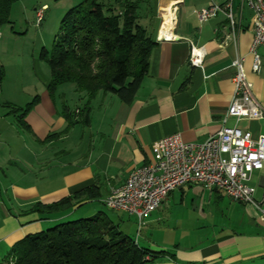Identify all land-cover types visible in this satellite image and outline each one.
Segmentation results:
<instances>
[{"label": "crops", "instance_id": "1", "mask_svg": "<svg viewBox=\"0 0 264 264\" xmlns=\"http://www.w3.org/2000/svg\"><path fill=\"white\" fill-rule=\"evenodd\" d=\"M213 3L222 9L202 22L199 11ZM225 3L150 0L141 20L156 41L148 74L131 103L116 94L99 92L89 103L90 124L79 122L69 128L63 108L77 113L88 97L72 83L59 86L51 94V70H42L40 62L32 58L43 82L32 72L33 78L25 86L31 89L26 102L13 98V92L0 99L3 107L6 103L24 107L39 96L25 118L30 130L14 116L18 128L28 135L20 129L18 140L7 145L3 138L6 132L0 129V142L6 143L0 147V189L7 193L0 197V254L29 234L105 211L104 200L114 189L136 168L157 161L162 138L180 133L185 142L202 143L216 133L235 92L234 60H242L254 93L264 106V45L259 47L263 59L259 72L253 69L251 53L254 10L247 0H234L232 25ZM174 7L178 8L177 39L161 41L158 36L163 17ZM0 31V62L8 72L7 39L16 41L19 32L14 25L11 35L4 26ZM193 46L205 49L201 68L190 62ZM8 75L2 95L4 89L14 87L7 82ZM7 116L8 111L0 112L1 121L7 122ZM228 123L252 131L255 138L264 135V117L240 121L230 117ZM253 184L260 208L235 201L221 189L189 184L172 191L141 225L137 217L124 211L114 210L110 217L118 228L136 231L135 240L141 247L159 254L146 264H264V168L254 174ZM95 185L100 187L99 198L52 214L30 211L37 202L53 203ZM179 208L187 214L173 218Z\"/></svg>", "mask_w": 264, "mask_h": 264}, {"label": "trees", "instance_id": "2", "mask_svg": "<svg viewBox=\"0 0 264 264\" xmlns=\"http://www.w3.org/2000/svg\"><path fill=\"white\" fill-rule=\"evenodd\" d=\"M19 0H0V28L12 24V8ZM150 0H81L67 10L51 50L40 53L51 70L48 89L75 84L88 102L76 112L63 108L69 128L90 124V101L103 91L131 103L149 71L156 41L141 20ZM6 79L0 62V93ZM36 96L24 107L6 103L8 114L30 130L25 118L38 103ZM101 196L95 185L53 203L37 202L31 212L52 214L70 209L84 200ZM158 253L141 247L135 238L119 230L106 211L91 217L62 222L29 234L12 248L10 262L0 264H146Z\"/></svg>", "mask_w": 264, "mask_h": 264}, {"label": "built area", "instance_id": "3", "mask_svg": "<svg viewBox=\"0 0 264 264\" xmlns=\"http://www.w3.org/2000/svg\"><path fill=\"white\" fill-rule=\"evenodd\" d=\"M254 10V36L251 53L253 69L261 71L263 59L259 47L264 45V0H247ZM234 0L224 5L234 25ZM47 5L41 7L37 23L44 19ZM219 4H211L199 11L202 22L217 16ZM178 8H171L163 17L159 40H176L174 33ZM2 33L0 31V41ZM205 49L193 46L190 62L203 67ZM235 68V92L223 118L222 127L202 143L185 142L180 133L166 136L159 141V155L154 163L136 168L120 187L104 200L106 206L137 217L141 225L144 218L156 211L175 189L189 184H199L205 189H221L233 200L252 203L260 208L255 199L256 186L253 176L264 168V135L255 138L252 131L238 125H230V117L237 121L264 117V106L253 90L240 58L233 61Z\"/></svg>", "mask_w": 264, "mask_h": 264}, {"label": "rangeland", "instance_id": "4", "mask_svg": "<svg viewBox=\"0 0 264 264\" xmlns=\"http://www.w3.org/2000/svg\"><path fill=\"white\" fill-rule=\"evenodd\" d=\"M80 2L81 0H19L13 6L11 14L13 23L11 25L15 26V29L19 32V34L16 41H14V39H7V43L9 44V55L6 59L8 72L6 68L5 70L9 73L7 82L10 84L13 83L12 86L14 87H12V90L9 88L4 89V94L2 95L0 93V99L1 97L4 99L11 96L9 94L13 92V98H19L22 102H26L28 98L27 95L29 96L31 89L28 87L26 88L25 86L31 82V78H33L32 72L37 74L32 64V58L40 62L42 70L50 72L48 63L40 57L41 50L43 47H46L49 50L53 48L55 38L60 30V24L64 15L67 10L78 5ZM46 5L48 7L45 10L44 19L40 23H37L38 10ZM11 25L9 24L4 26L8 35H11ZM14 50H16L17 53H15ZM21 69H23V71H21ZM38 78L42 81L39 76ZM37 84L40 85L39 83ZM69 104H72L71 100H69ZM2 111H4V113L9 111L8 108L3 107V103L0 104V112ZM16 121L17 120H15L14 115L11 113L9 114L7 122L0 120V129L6 132V134L3 133V135H6V138H3L7 145L18 140L17 137L20 129L24 131L23 133L28 135L22 127L20 129L18 128L19 126ZM3 131H1V134ZM6 143L0 142V147L4 148ZM5 195H7V193L4 188L0 189V197L3 196L4 198ZM84 207H88V205H85ZM105 211L110 216H114V210L107 208ZM184 214H187V211L183 208H179L174 210L173 218H180L178 215L182 216ZM86 217H91V215H86ZM125 221H128V219ZM194 222L195 220L192 218L191 223L193 224ZM119 228L120 231L136 238V231L130 233V231H127L128 228L122 226ZM12 248L13 247H11L8 252H2V254H0V263L10 262L9 259Z\"/></svg>", "mask_w": 264, "mask_h": 264}]
</instances>
